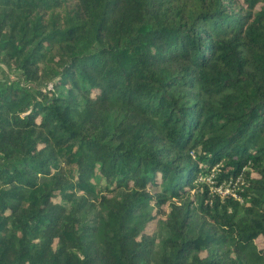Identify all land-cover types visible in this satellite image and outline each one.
Segmentation results:
<instances>
[{
	"label": "trees",
	"instance_id": "1",
	"mask_svg": "<svg viewBox=\"0 0 264 264\" xmlns=\"http://www.w3.org/2000/svg\"><path fill=\"white\" fill-rule=\"evenodd\" d=\"M260 238L264 0H0V264H264Z\"/></svg>",
	"mask_w": 264,
	"mask_h": 264
},
{
	"label": "built area",
	"instance_id": "2",
	"mask_svg": "<svg viewBox=\"0 0 264 264\" xmlns=\"http://www.w3.org/2000/svg\"><path fill=\"white\" fill-rule=\"evenodd\" d=\"M215 191L217 192V193H219L220 195H225V194H227V193H230V191L228 190V189H225V190H222V189H220V188H217V189H215ZM234 198H237V196L236 195H234L233 193H230Z\"/></svg>",
	"mask_w": 264,
	"mask_h": 264
},
{
	"label": "rangeland",
	"instance_id": "3",
	"mask_svg": "<svg viewBox=\"0 0 264 264\" xmlns=\"http://www.w3.org/2000/svg\"><path fill=\"white\" fill-rule=\"evenodd\" d=\"M257 245H258V247H260V248H264V239H259L258 241H257Z\"/></svg>",
	"mask_w": 264,
	"mask_h": 264
}]
</instances>
